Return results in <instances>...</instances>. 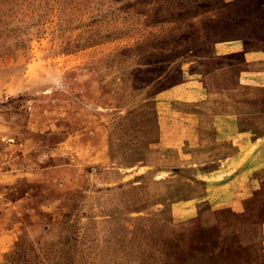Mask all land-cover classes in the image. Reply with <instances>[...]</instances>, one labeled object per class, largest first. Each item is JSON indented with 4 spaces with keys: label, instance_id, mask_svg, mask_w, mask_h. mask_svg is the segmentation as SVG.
<instances>
[{
    "label": "rangeland",
    "instance_id": "obj_1",
    "mask_svg": "<svg viewBox=\"0 0 264 264\" xmlns=\"http://www.w3.org/2000/svg\"><path fill=\"white\" fill-rule=\"evenodd\" d=\"M256 58L264 0H0V264H264V181L182 157Z\"/></svg>",
    "mask_w": 264,
    "mask_h": 264
},
{
    "label": "crops",
    "instance_id": "obj_2",
    "mask_svg": "<svg viewBox=\"0 0 264 264\" xmlns=\"http://www.w3.org/2000/svg\"><path fill=\"white\" fill-rule=\"evenodd\" d=\"M262 60L248 61V77L230 89L231 103L227 102L225 110L199 112L195 128L186 122L196 119L195 113L182 115L184 132L189 135V143L183 142L182 157L191 159V165H216L214 171L222 174L224 181L216 189L231 187L229 196L237 199L236 205L264 181V95L260 94L264 91V68L259 67L262 63L255 68L252 65Z\"/></svg>",
    "mask_w": 264,
    "mask_h": 264
}]
</instances>
